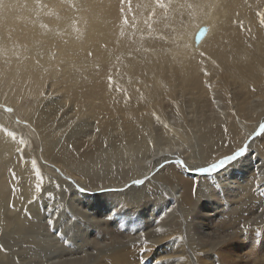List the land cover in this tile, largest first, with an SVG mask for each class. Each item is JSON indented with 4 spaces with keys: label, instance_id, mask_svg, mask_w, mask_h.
Wrapping results in <instances>:
<instances>
[{
    "label": "bare ground",
    "instance_id": "6f19581e",
    "mask_svg": "<svg viewBox=\"0 0 264 264\" xmlns=\"http://www.w3.org/2000/svg\"><path fill=\"white\" fill-rule=\"evenodd\" d=\"M0 264H264V0H0Z\"/></svg>",
    "mask_w": 264,
    "mask_h": 264
},
{
    "label": "snow or ice",
    "instance_id": "6c2138e0",
    "mask_svg": "<svg viewBox=\"0 0 264 264\" xmlns=\"http://www.w3.org/2000/svg\"><path fill=\"white\" fill-rule=\"evenodd\" d=\"M9 111H11V109H8ZM246 151V149H241L238 152H235L232 155H228L226 156L224 159L220 160L218 164H213L211 166V168H201L199 169L200 171H216L218 168H223L226 164L236 161L238 159V157L242 156L244 154V152ZM183 163V162H182ZM37 175H39V173H37ZM141 181H137V183H140ZM37 190L41 189V184H37L36 185Z\"/></svg>",
    "mask_w": 264,
    "mask_h": 264
},
{
    "label": "water",
    "instance_id": "95a60500",
    "mask_svg": "<svg viewBox=\"0 0 264 264\" xmlns=\"http://www.w3.org/2000/svg\"><path fill=\"white\" fill-rule=\"evenodd\" d=\"M205 29H206V28H205ZM200 32H201L200 36L205 35V30H204V31L201 30ZM198 39H199V38H198Z\"/></svg>",
    "mask_w": 264,
    "mask_h": 264
},
{
    "label": "rangeland",
    "instance_id": "374dc122",
    "mask_svg": "<svg viewBox=\"0 0 264 264\" xmlns=\"http://www.w3.org/2000/svg\"><path fill=\"white\" fill-rule=\"evenodd\" d=\"M197 37H198V35L196 36V39H197ZM200 38H202V37H200ZM200 38H199V40H200ZM198 40V39H197ZM238 244H236V246H237Z\"/></svg>",
    "mask_w": 264,
    "mask_h": 264
}]
</instances>
